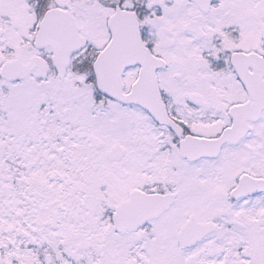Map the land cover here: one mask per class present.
Listing matches in <instances>:
<instances>
[{
	"label": "snow or ice",
	"instance_id": "snow-or-ice-1",
	"mask_svg": "<svg viewBox=\"0 0 264 264\" xmlns=\"http://www.w3.org/2000/svg\"><path fill=\"white\" fill-rule=\"evenodd\" d=\"M0 264H264V0H0Z\"/></svg>",
	"mask_w": 264,
	"mask_h": 264
}]
</instances>
